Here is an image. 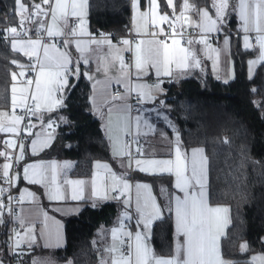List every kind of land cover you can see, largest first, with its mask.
<instances>
[{"label": "trees", "instance_id": "1", "mask_svg": "<svg viewBox=\"0 0 264 264\" xmlns=\"http://www.w3.org/2000/svg\"><path fill=\"white\" fill-rule=\"evenodd\" d=\"M26 1L22 0L29 5ZM192 2L195 7L208 5V0ZM128 4V0H88L89 27L114 35L124 34L128 24ZM235 23L234 16H229L227 24ZM8 24H20L15 13V0H0V113L8 112L11 71L18 68L12 61H18L24 67L27 64L23 56L9 47V41L2 43ZM229 39L231 79L221 81L208 73L194 72L167 82L152 105L162 108L173 125L157 128L161 133L168 136L171 131H176L179 144L185 150L192 146L202 147L207 162L209 202L224 204L228 209V224L219 240L220 254L231 264H245L253 252L264 255V61L247 75L245 60L258 48H242L233 33ZM89 69L90 65H81L79 78L68 77V89L62 104L51 115L54 119L52 141L38 155L69 159L72 162L69 172L77 176H88L93 160L112 161L109 143L89 103V81L84 76V71ZM155 111L147 113L149 124L154 128L150 135L156 133L155 125L160 123L154 116ZM218 124L225 128L221 135L216 133ZM132 137L139 140L140 145H133L131 149L127 146L130 155H134L133 149L142 144L141 139L133 134ZM167 142L168 137L157 151L167 150L164 146ZM4 144V135L0 132V151L6 152ZM7 159L9 161V158L0 156V185L6 181L2 167ZM131 178L147 181L157 194L158 184L168 186L170 177L169 174L134 173ZM124 201L109 200L95 207L84 205L76 214L62 217L65 244L55 253L73 264L94 262L98 227L110 228L118 219L121 228L126 216L119 213L118 208L125 206ZM5 237L6 224L2 218L0 257L4 264ZM242 242L247 245L245 250L239 249ZM149 243L153 253L170 254L172 228L169 214L152 223Z\"/></svg>", "mask_w": 264, "mask_h": 264}, {"label": "crops", "instance_id": "2", "mask_svg": "<svg viewBox=\"0 0 264 264\" xmlns=\"http://www.w3.org/2000/svg\"><path fill=\"white\" fill-rule=\"evenodd\" d=\"M235 1V5L238 3V0H229V3ZM26 2L30 3L29 5L24 3L27 8L28 12L25 13L27 15L30 11H33V0H27ZM41 0H35V3H40ZM139 11L140 13L149 11V0H137ZM159 4L158 12L160 15H167L169 16L170 20H174L176 16H179L181 11L183 10V4L185 0H173L175 5V12L173 9L168 6L167 0H157ZM249 2V0H248ZM255 4L259 3L260 0H254ZM128 9H129V16H128V24H127V31L121 35H114L119 37H111L110 32L101 31V30H93L89 27L87 22V9L86 15L84 16V30L88 33L87 35H76V36H59L55 38H49L45 31V35L48 37L47 41H44L45 44H51L54 41H57L59 45L57 48L61 51H67L71 57V63L69 65L71 78L75 79L77 76L75 75L77 67L80 69L82 65H90V69L84 71V76L87 77L89 81V93L88 99L89 103L92 108V112L94 117L98 120L100 127L105 135L108 143H109V151L111 154L112 161H108L105 159H96L92 161L91 164V171L88 176H77L70 174V167L71 165L66 162L64 159H54L48 157H41L38 156L42 150L47 148L52 141L53 138V130L47 127L49 119H53L51 116L52 113L59 108L60 106L56 107L53 111L49 112L47 110H43L41 113H38L36 116L31 118L32 124L34 125L31 128L32 135H28L23 130L21 131V138L17 140L18 135L13 133L2 132L4 135L5 140V149L6 152L10 155L14 152L15 159L21 155L20 145H24L23 149V159L17 161L19 163L18 169L13 172L12 174V185L14 191L20 196L23 195V200L21 199V203L17 209V219L20 224V229L15 233L13 243L16 239L20 240V244L27 245L28 248L25 250L24 259L20 264H69L68 259H63L59 257V254L55 253L56 249L63 248L65 244L64 232H63V221L62 217L67 215L76 214L84 205H97L100 202H105L109 200H113L111 197V192H109L108 199H96L93 200L91 196L92 190V179L94 174L100 177L105 178V182L108 181V177L110 175L109 172L105 171L104 169H98L96 167L97 164H106L108 168L111 169L112 173H115L117 176H122L124 179H129V183L131 188L128 192L131 193V203L134 207L136 204V208L134 207L138 217L135 222V227L133 230L132 235V244L135 243V233L140 231L146 237V243L151 248L149 243V235L150 230H145L143 223L138 225V221L140 220V215L137 212V191H136V184H144L142 181L136 180V183L133 182L134 180L131 176L134 173H146L148 172H141L138 171L134 161L136 159H140L143 161L149 160H175V151L176 147L179 146L181 153L185 157V160L188 164V172L187 175L191 176V160L192 154L195 150H200L198 152L197 159L203 162V171H202V180L205 185L204 190L206 193V199L208 201L209 206L211 207H222L227 208L224 204L221 203H211L208 199V187H207V162L206 157L204 155L203 149L200 146H192L188 149H183L180 144L179 140L177 141V134L176 131H171L168 134V148L167 150L157 151L153 148H149L151 144L149 140V136L153 133L154 128L148 121L143 119L142 115H145L151 110L155 108L153 106V102L155 103L156 97L162 93L164 87L162 83H167L170 81L177 80L179 78H183L191 73H208L213 76L215 79L226 81L232 78L233 76V69H232V58L230 55V47H229V35L231 33L237 35L239 42L242 48L244 46V37L247 35L243 31L242 22L239 18V15L236 11L229 9L226 12L224 17V22L218 25L220 29L218 32L212 33H201L200 29L195 26V23H189V21H185L183 18L180 22L176 24L177 27H182L186 30H190L193 35L187 38L185 44H181L182 47L189 49L192 53H194L195 59L199 60V67L190 66L187 69L177 68L175 64L172 65L171 75H160L157 76V71L151 65H148L144 72H140L138 74V70L135 67V47L136 44L140 40L149 41L154 39H159L158 36L160 35V29L163 28L166 23L158 24L156 27H153L151 23H149L147 31L145 32L143 28V21L137 19L136 24L141 26V31L139 34L134 27L133 16L134 10L132 8V0H128ZM188 3L193 6L185 12V16L189 18L190 21L198 23L200 21V10H208L209 14L215 18V9L212 7L213 0H208V5H199L195 7L193 5L192 0H188ZM234 5V7H235ZM263 5H261L262 7ZM47 7V6H44ZM252 8L250 6V14L252 12ZM16 13V12H15ZM231 15H235L236 23L239 25L232 24L228 25V17ZM75 19V17H68L67 26H63V21H60L62 26V31L65 33H70L73 29L77 32L80 31L79 22L75 26L71 25V22ZM17 21L20 22V17L17 16ZM50 23V14L46 18V27ZM45 27V28H46ZM130 33L132 39L130 45H124L122 40L127 39L126 33ZM157 33L156 36H153L152 33ZM249 32H255V30H251ZM218 34V39L210 43L207 41V37L211 36L212 34ZM248 36V35H247ZM206 38V44L199 43L198 41L202 38ZM177 39L180 37L177 35ZM227 38L228 43L225 44V39ZM14 39V38H13ZM13 39L9 41V47L12 49L11 44ZM70 41V45L65 48L64 41ZM18 42H26L28 39H15ZM93 40L100 41L105 40L111 41V47L107 44H96L92 43ZM116 40L118 42H116ZM128 40V39H127ZM160 40V39H159ZM191 40L192 43L189 44L188 41ZM80 42L82 48L84 49L83 52L78 51L76 48V42ZM169 44H171V39L168 40ZM25 51L28 50V46L24 45ZM258 50H255L253 54L245 60V73L252 74L256 65L262 60L260 59V48L257 45ZM25 51H16L24 58L28 57L25 55ZM40 56H43V50L40 51ZM87 61V63L85 62ZM121 60L123 61V66H121ZM250 61H256V63L250 64ZM78 62V63H77ZM36 58H31L30 64H35ZM193 63V61H190ZM30 64H26L24 70L29 68ZM162 71V69H161ZM80 72V70H79ZM36 73L34 72L35 77ZM158 78L159 82L153 83L151 79ZM69 82V80H68ZM139 85H145L146 87L143 89L138 88ZM155 85H159L160 88L153 87ZM34 87V86H33ZM18 87L17 89H19ZM116 88L118 89L119 93L117 95L112 94V90ZM12 87L9 90V106H8V117L10 118L13 114L12 106H11V97H12ZM68 84L63 89L62 93L57 94V98H60L63 101V98L67 92ZM144 91L146 94L150 93V98L145 99L142 104L141 108L138 113L130 114L128 109V95L129 92H140ZM19 95V92L17 93ZM20 109V108H17ZM143 113V114H142ZM139 118V119H137ZM149 118V117H148ZM54 120V119H53ZM139 120V121H138ZM0 123H3L5 127L10 126L7 122V118L1 117ZM45 124V127L52 132V135H47L45 131H37V127L41 124ZM27 125V121H26ZM25 125V126H26ZM54 128V125L52 126ZM224 127L221 124L217 125L216 133L218 135L223 134ZM131 132L133 136L136 138L141 139L142 144L140 147H135L134 155H130L133 163L131 168L128 169L129 163V154L130 150L127 145L124 143V134ZM221 132V133H220ZM109 135L113 136L114 138L119 136L121 144L124 146V155L122 158L113 155V147L112 143L109 140ZM50 137V139H49ZM49 140L48 145L45 147H41L40 142L43 140ZM14 140L16 146L14 148L8 147L6 141ZM37 140L36 145V154H33V145L32 141ZM173 145V150H172ZM121 159L123 160V164L121 163ZM17 160V159H16ZM9 163L8 159L4 162ZM3 164V165H4ZM56 165L55 174H56V182L55 184L52 183V175L53 169L52 165ZM28 165H39L40 168L38 169H30L29 175H33L34 172L42 173L44 179L41 183H30L29 180L24 179V168ZM64 165H69V167H64ZM3 173V167H2ZM152 174H169V185L164 187V194H165V202L164 208L161 209L162 217L164 214H169L170 221H171V228H172V248L171 252L168 255H157L154 253L156 257L170 259L175 257L176 255V246L179 242L183 244L184 237L178 236L176 232V222H175V204L174 200L176 196H180L183 198V193L180 192L175 187V175L170 174L167 172H153ZM67 181H84L82 186H77L74 184H69ZM147 182V181H146ZM148 183V182H147ZM194 183V181H193ZM149 188L151 191V185L148 183ZM82 187L83 188V196L84 199L81 200H72L71 195L74 188ZM59 190L60 193L64 195V199L62 200H52L49 198L51 192ZM197 192L199 189H196ZM31 194V195H29ZM125 203V202H124ZM169 207L172 208V211H169ZM228 218V212H227ZM47 216V220L45 219ZM159 217V218H160ZM157 218V219H159ZM156 219L153 220V222ZM0 222H2V213H0ZM152 222V223H153ZM228 224V223H227ZM152 225V224H151ZM227 226V225H226ZM226 226L222 229V234L218 238V246L220 237L224 234ZM120 229L118 219L115 220V223L110 228L102 227V229L98 232L99 236H97L96 243L94 246L96 247V259L94 262L88 264H111L113 256L119 257L120 252L118 249V244L120 239L117 241H113L112 239V229ZM31 231H28V230ZM59 232V242L57 241V233ZM19 233V236L16 234ZM121 235V234H120ZM34 238V239H33ZM115 243L118 251L115 253L108 252L106 249L111 248ZM153 252V251H152ZM220 253V249H219ZM257 252H253L248 256L247 263L245 264H253L252 257ZM251 256V257H250ZM220 258L223 261L225 258H222L220 254ZM0 261L3 260L0 257ZM71 262V261H70ZM4 264V262H3ZM71 264H73L71 262ZM228 264H231L229 262ZM256 264H260V261L256 262Z\"/></svg>", "mask_w": 264, "mask_h": 264}, {"label": "snow or ice", "instance_id": "3", "mask_svg": "<svg viewBox=\"0 0 264 264\" xmlns=\"http://www.w3.org/2000/svg\"><path fill=\"white\" fill-rule=\"evenodd\" d=\"M88 0H41L40 3H35L33 0V11L31 15L26 16L25 13L28 12L27 6L22 2V0H15V12L16 15L20 17V25L23 26L26 20H31L33 17L37 19L38 27L36 28L37 35L42 31H46L49 38H55L59 36H76V35H87L88 33L84 30V16L86 15ZM168 6L175 12V5L173 0H167ZM264 0H260L259 3L255 4L254 9L250 14V5L248 0H238V3L232 9L236 11L242 22L243 31L248 33L251 30H255L258 34L256 37L257 44L260 48V59L264 61ZM47 6V7H44ZM191 6L188 0H185L183 4V10L179 16H176L174 20H170L167 15H160L158 12L159 4L157 0H149V11L140 13L137 0H132V8L134 10L133 22L137 33L141 31V26L136 24L137 19L143 21V28L145 32L147 31L149 23L153 27L158 24H163L165 22L169 23V27L172 29L171 44H169L168 39L165 40H140L135 47V67L140 72H144L148 65H151L157 71V76L160 75H171L172 65L175 64L177 68L187 69L190 66L199 67V60L195 59L194 53L189 49L181 46V40L177 39L176 24L183 18L189 23H195L201 33H212L218 32L219 24L224 22V17L227 10L230 7L229 0H213L212 7L215 9V18H213L208 10H200V21L198 23L192 22L185 12H187ZM50 23L45 28L44 21L42 17L49 16ZM68 17H75L78 19L80 31L77 32L73 29L70 33H65L62 31V26L60 21H63V26H67ZM6 32L12 36L19 35L16 27L12 26L6 29ZM160 35H166L164 29H160ZM153 36L157 33L153 32ZM182 35V32H181ZM7 39V36H5ZM199 43L206 44V38L202 37ZM28 46V50L25 51L24 45ZM92 43L104 44L107 43L111 47V41L93 40ZM124 45H130L131 41L124 39L122 40ZM189 44L192 43L191 40L188 41ZM228 43L227 38L225 39V44ZM70 45V41L67 39L64 41V46L67 48ZM245 48L251 47L249 43V37L245 35L244 37ZM13 51H25V55L29 58L35 57L36 63L30 64L29 67L33 72L36 73L34 78H28L24 82V86L17 89L15 83L12 86V97L11 106L13 112L17 108H20L24 115H12L10 118L7 113H0V117L7 118V122L10 126L5 127L3 123H0V132H7L19 135L21 130L26 132L28 135H32L31 128L34 126L32 124L31 118L41 113L43 110L49 112L53 111L56 107L62 104V100L57 98L58 93H62L65 86L68 84V75L70 74L69 65L71 63V57L67 51H61L57 48L55 42L51 44L43 43L42 39H31L29 38L26 42H18L13 39L11 44ZM76 48L78 51L83 52V48L80 42H76ZM43 50V56H40V51ZM193 61V63H190ZM87 63V61L85 60ZM21 68L19 77H25L26 73L24 71V66L19 64L18 61H12ZM78 63V62H77ZM256 63V61H250V64ZM121 66H123V61L121 60ZM162 69V71H161ZM75 75L79 78V68L77 67ZM18 76L14 72L12 73V80L17 81ZM34 86V87H33ZM140 89L145 88V85L137 86ZM153 87L159 88V85ZM162 90V89H161ZM19 92V95L17 93ZM141 102L145 99L150 98V93H145L140 91L138 93ZM31 101V103H29ZM163 103V101H161ZM139 119V118H137ZM27 120V125L21 129V124ZM53 123L49 120L47 127L52 128ZM50 139V137H49ZM109 140L112 143L113 155L118 157H123L126 155L124 152V146L120 142L119 136L113 137L109 135ZM179 137H177V141ZM49 140H43L40 142L41 147L48 145ZM8 147L14 148L16 146L14 140L6 141ZM33 154H36L37 140L32 141ZM21 155L16 159L17 161L23 159V149L24 145H20ZM200 150H195L192 154L191 160V176L187 175L188 164L185 157L180 151L179 146L176 147L175 160H149L143 161L136 159L134 161L136 168L141 172H148L149 174L159 171L167 172L175 175V187L183 193V198L176 196L174 200L175 204V222H176V232L178 236L184 237L183 244L177 243L176 255L170 259L159 258L154 255L151 248L147 245L146 237L140 232L135 233V243L128 244V253H120L119 257L113 256L111 264H223L220 258L218 238L222 234V229L227 225V208L222 207H211L206 199V193L204 190V183L202 180L203 162L197 159L198 152ZM129 155L128 166L131 168L132 159ZM0 156H5L10 159L9 154L0 151ZM123 164V160L121 159ZM11 167L10 163H5L3 165V177L6 181L11 182L9 176V169ZM64 167H69V165H64ZM98 169H104L109 172L110 175L107 178L109 182H105V178L98 175L93 176L92 179V190L91 196L93 200L96 199H108L109 192L118 193L113 195L111 198L119 200L121 196L125 195L131 185L122 176H117L115 173L111 172L106 164H97ZM39 165H28L24 168V179L29 180L30 183H41L44 179L42 173L34 172L33 175H29L30 169H38ZM53 175L52 183L56 182L55 169L56 165H52ZM194 181V183H193ZM69 184H74L77 186H82L84 181H67ZM137 191V212L140 215V220L137 222L138 225L143 223L145 230H150L151 224L154 219H157L161 215V209L157 206L155 199L151 196V190L146 184H136ZM199 189L197 192L196 189ZM3 189H0L2 192ZM31 195V194H29ZM49 198L52 200H62L64 195L56 190L51 192ZM23 200V195L21 196ZM72 200L84 199L83 188H74L72 195ZM128 200H125V205H128ZM3 205H0L2 208ZM95 207V204H93ZM169 211L172 208L169 207ZM47 220V216H45ZM28 231H31L30 229ZM120 234L125 235L128 239L132 240V233H123V225L120 229H112V239L117 241L120 239ZM19 236V233L16 234ZM34 239V238H33ZM57 241L59 242V232L57 233ZM120 243L123 244L124 241L121 239ZM20 240L16 239L14 242V248L19 247ZM247 248L246 244L241 245V249L245 250ZM108 252L115 253L118 251L115 243L111 248L106 249ZM259 260L260 264H264V257H254L253 264ZM0 264H3L0 261ZM69 264L71 262L69 261ZM102 264L104 262L102 261Z\"/></svg>", "mask_w": 264, "mask_h": 264}, {"label": "built area", "instance_id": "4", "mask_svg": "<svg viewBox=\"0 0 264 264\" xmlns=\"http://www.w3.org/2000/svg\"><path fill=\"white\" fill-rule=\"evenodd\" d=\"M32 11H30L28 13V15H31ZM27 15V16H28ZM46 17H42L45 27H46ZM78 22V19L75 18L72 22L71 25L75 26ZM14 25H7L5 27L4 30V34L2 37V43H5L6 41H10L11 39H42V41H47L48 37L45 35V31H42L39 36L37 35L36 32V28L38 27L37 24V19L35 17H33L31 20H26L24 25L21 26L20 24L18 26H14L17 28L19 35L16 36H12L11 34L6 32V29L9 27H12ZM164 32L166 33V35H159L158 38L160 40H165V39H170L169 37L171 36L172 33V29L169 27V23H166L164 26ZM176 32L177 35L180 37L181 40V44H185L187 41V38L191 35H193V33L190 30H186L182 27H177L176 26ZM182 32V35H181ZM111 37H119V36H114V34L112 32L109 33ZM248 37H249V43L251 45V47H249V49L251 48H255L257 47V41H256V37L258 34L256 31L255 32H248L247 33ZM5 36H7V39H5ZM127 39L130 40L132 39V36L130 35V33H126ZM218 34H212L211 36L207 37V41L210 43L215 42L218 39ZM56 43V45L58 46L59 43L57 41H54ZM116 42H118L116 40ZM26 62L27 64L31 63V58L26 57ZM26 73L25 77H21L23 81H25L28 78H33L34 76V72L31 70V68L29 67L28 69L24 70ZM151 82L153 83H157L159 82L158 78H153L151 79ZM119 93L118 89L114 88L112 90V94L113 95H117ZM29 103H31V101H29ZM141 100H140V96L138 95V92H134L131 91L129 92L128 95V109H129V113L130 114H136L139 112L140 108H141ZM13 115H24V112H22L21 109H16L15 112H12ZM52 121L53 125H54V120L53 119H49ZM26 121L23 122L21 124V129H23L26 125ZM49 122V121H48ZM51 130H53V128H51ZM22 131V130H21ZM21 132L19 133L17 140L20 139L21 137ZM124 140H125V144L131 149L133 145L135 146H139L140 145V141L137 140L135 141L132 137L131 132L125 133L124 134ZM10 159H9V163L11 164V167L9 169V176L10 178H12V173L14 171H16L18 169V162L15 159V155L14 152L11 153L9 155ZM0 189H3L2 192H0V205H3L2 208H0V213H2V218L4 220V223L6 224V237H5V248H6V263L5 264H20L22 262V260L24 259V254H25V250L28 248L27 245L21 244L19 245V247H15L14 248V235L15 233L20 229V224L19 221L17 219V209L18 206L20 204V197L18 194L15 193L13 187H12V181L8 182L5 181L3 184L0 185ZM118 193H112L111 195H117ZM122 200H128V205L124 206H120L118 208L119 213H123L125 214V220H123L122 225H123V233H133V227H134V219L137 217V213L135 212V210L132 207V203H131V193L127 192L125 193V195L121 196ZM123 240L124 243L121 244L119 241L118 244V249L120 253H124L125 255H127L128 253V244L132 243V240L130 241L128 239L127 236L122 235L120 240Z\"/></svg>", "mask_w": 264, "mask_h": 264}, {"label": "rangeland", "instance_id": "5", "mask_svg": "<svg viewBox=\"0 0 264 264\" xmlns=\"http://www.w3.org/2000/svg\"><path fill=\"white\" fill-rule=\"evenodd\" d=\"M254 0H249V5L251 6V8L252 9H254V7H255V3L253 2ZM234 5H235V1H232L231 3H230V8H231V10L234 8ZM15 8H16V5H15ZM262 8H264V5L262 6ZM233 13H234V11H233ZM229 18V17H228ZM234 19H235V21H236V17H235V15H234ZM237 24V23H236ZM238 25V24H237ZM239 26V25H238ZM20 71H21V68L20 67H18V68H15L14 70H12L11 71V79H12V73H16L17 74V76H18V79H17V81H13V80H11V85H10V87H12L13 86V84L15 83V86L18 88V87H23L24 86V82L25 81H23L22 80V78L21 77H19V73H20ZM247 75H249V74H247ZM159 90L161 89L160 88V86H159V88H158ZM157 107V108H156ZM155 108H154V110H156L155 111V113H154V116L157 118V119H159L160 120V123H157V125H155V124H153V125H155V127H156V133L154 134V135H150V142H151V144L149 145V148H153V149H155V150H157V149H161V147H162V143H163V141H165L166 139H167V136L166 135H164L163 133H161L158 129H162V128H164V126H173L172 125V122L164 115V113H163V111H162V108L161 109H159V107L158 106H156ZM143 114V113H142ZM142 117H143V119H145V120H147L148 121V117H147V114L145 115V113L142 115ZM139 121V120H138ZM222 125V124H221ZM158 128V129H157ZM37 131H45L46 132V134L47 135H52V132L49 130V129H47L46 127H45V124L43 123V124H41V125H39L38 127H37ZM221 133V132H220ZM176 134H177V132H176ZM178 136V135H177ZM165 146V148H168V145L167 144H165L164 145ZM172 150H173V145H172ZM64 160H66V162H68V164H70L71 165V161L69 160V159H64ZM128 169H129V167H128ZM128 182H130L129 181V179L127 178L126 179ZM134 181L133 182H135L136 183V180H138V179H133ZM140 182L142 181V180H139ZM144 184H146V185H148V183L146 182V181H142ZM130 184V183H129ZM148 187H149V185H148ZM151 196L155 199V202H156V204H157V206L159 207V208H161V209H163L164 208V202H165V194H164V184L162 183V184H158V190H157V194L155 193V192H153V191H151ZM158 197H159V199H158ZM125 202V201H124ZM100 203H102V202H100ZM98 205V204H97ZM134 207L136 208V204H134ZM133 207V208H134ZM135 210V209H134ZM102 229V228H101ZM101 229H99V227H98V231H100ZM243 244V242L240 244V246H239V249H241V245ZM242 250V249H241ZM251 257V256H250ZM254 257H264V255L261 253V252H257L255 255H253V257H252V261H253V258ZM259 260H257L256 262H258ZM224 262L226 263V264H228L229 262H230V260L229 259H227V258H225V260H224Z\"/></svg>", "mask_w": 264, "mask_h": 264}, {"label": "water", "instance_id": "6", "mask_svg": "<svg viewBox=\"0 0 264 264\" xmlns=\"http://www.w3.org/2000/svg\"><path fill=\"white\" fill-rule=\"evenodd\" d=\"M162 86H163V87H165V86H166V84H165V83H162Z\"/></svg>", "mask_w": 264, "mask_h": 264}]
</instances>
